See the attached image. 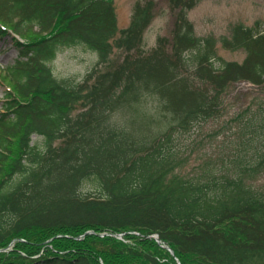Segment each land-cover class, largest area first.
I'll use <instances>...</instances> for the list:
<instances>
[{"label":"trees","instance_id":"obj_1","mask_svg":"<svg viewBox=\"0 0 264 264\" xmlns=\"http://www.w3.org/2000/svg\"><path fill=\"white\" fill-rule=\"evenodd\" d=\"M198 1L170 0L171 38L146 49L154 0L122 29L113 0H0L17 52L0 65V264H264V31L198 36ZM73 45L97 62L56 77ZM239 81L256 90L230 104Z\"/></svg>","mask_w":264,"mask_h":264},{"label":"rangeland","instance_id":"obj_2","mask_svg":"<svg viewBox=\"0 0 264 264\" xmlns=\"http://www.w3.org/2000/svg\"><path fill=\"white\" fill-rule=\"evenodd\" d=\"M117 14L118 28L126 27L131 19L132 9L136 1L143 0H113ZM154 17L143 33V47L149 49L156 44L159 36L171 38V29L175 19V11L170 7V0H154ZM189 20L194 25L198 36L213 35L218 38L227 34L228 28L237 23L246 26L259 25L264 31V0H199L187 12ZM13 34L0 36V65L11 63L17 56L13 46ZM219 56L225 60L241 62L245 53L240 50L225 49L219 42L216 43ZM110 57L119 58L124 50L114 49ZM98 56L94 51L82 45H73L62 48L49 61L54 75L59 78L80 80L85 73L97 62ZM6 86L0 82V103L4 98ZM256 87L247 81H239L228 87L230 104H242L255 92ZM227 98V99H228ZM36 138V136H35ZM41 141V138L38 139ZM122 236V237H119ZM123 239V234L117 235Z\"/></svg>","mask_w":264,"mask_h":264},{"label":"water","instance_id":"obj_3","mask_svg":"<svg viewBox=\"0 0 264 264\" xmlns=\"http://www.w3.org/2000/svg\"><path fill=\"white\" fill-rule=\"evenodd\" d=\"M86 233H89V231L86 232ZM155 238H156V240H157L158 242H160V239L158 238L157 235H155ZM168 249H169V251H170L171 253H173V250H172L171 248L168 247Z\"/></svg>","mask_w":264,"mask_h":264}]
</instances>
